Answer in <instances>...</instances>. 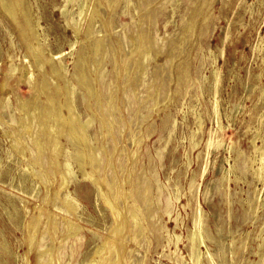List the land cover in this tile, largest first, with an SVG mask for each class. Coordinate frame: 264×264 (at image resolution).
Returning a JSON list of instances; mask_svg holds the SVG:
<instances>
[{
    "label": "rangeland",
    "instance_id": "rangeland-1",
    "mask_svg": "<svg viewBox=\"0 0 264 264\" xmlns=\"http://www.w3.org/2000/svg\"><path fill=\"white\" fill-rule=\"evenodd\" d=\"M22 4L39 53L0 11V264H36L42 252L47 264L104 254L105 264H195L197 223L213 255L203 246L200 264H264V178L254 174L255 145L264 149V0ZM29 64L41 88L21 81ZM78 150L88 172L99 156L95 175L83 177L75 161L67 175L64 159ZM117 189L123 223L105 200ZM115 235L125 250L109 249Z\"/></svg>",
    "mask_w": 264,
    "mask_h": 264
},
{
    "label": "bare ground",
    "instance_id": "bare-ground-1",
    "mask_svg": "<svg viewBox=\"0 0 264 264\" xmlns=\"http://www.w3.org/2000/svg\"><path fill=\"white\" fill-rule=\"evenodd\" d=\"M70 0H67V2H69ZM100 2V1H99ZM63 9V8H62ZM0 11H2V12H4L6 15H8L11 19H13L14 21H16L17 22V25H18V28H19V31H20V33H21V35L26 39V41H27V44H28V50L30 51V52H32V51H34L35 53H39V52H37V50H36V48H33V45H32V39H31V37H33V39H36L38 42H40V39H39V35H38V33L36 32V31H32V33L30 34V30L28 31V27H27V23L25 24L24 23V20L25 21H27L28 20V15H27V13L24 11V9H23V4H22V0H0ZM65 11V10H64ZM81 11V16L83 17L84 15H85V10L84 9H82V10H80ZM21 15H23V19H22V17H21ZM174 25V24H173ZM193 25V24H192ZM90 27V26H89ZM86 31H89V30H87L86 29ZM91 32V31H90ZM75 33H76V35H78V33H79V28H76L75 29ZM87 34V33H86ZM143 35H144V33H141L140 35H139V41H137L138 43H137V45L139 46L140 44H141V41H143ZM259 39V38H258ZM34 42V41H33ZM98 42H100L99 40H98ZM136 44V43H135ZM97 45H99V43L97 44ZM137 45H135V47L137 46ZM73 46V45H72ZM71 46V47H72ZM100 46V45H99ZM98 46V47H99ZM134 46V45H133ZM97 47V46H96ZM140 47H142V46H140ZM99 49V48H98ZM141 50V49H140ZM40 51H42V50H40ZM149 51V50H148ZM43 52V51H42ZM73 53H74V51H73ZM143 53V52H142ZM61 54V53H60ZM59 54V55H60ZM40 55H42L41 53H40ZM39 55V56H40ZM38 56V54H37V58L39 57ZM73 56V55H72ZM119 56V55H118ZM150 56V53L149 52H145L144 54H143V64H142V66H143V68H145V64H144V62L145 61H147L148 60V57ZM35 57V56H34ZM132 57V56H131ZM41 59V58H40ZM116 59V58H115ZM133 59V58H132ZM36 60V59H35ZM60 60H61V58H60ZM174 60V59H173ZM37 61V65L41 68V69H43L44 67H43V61H40L39 60V58L36 60ZM59 61V60H58ZM218 61V60H217ZM61 63H62V61H61ZM26 64V63H25ZM28 64H26V66H27ZM60 67H61V65L59 66L57 63H55V62H53V64L51 65V71H52V73L56 76V77H59V78H64V79H66V70L64 71V70H62V69H60ZM30 68H31V65L29 64V70H26V71H22V76H21V81H24V80H27V81H30L31 79H32V82H36L37 84H38V87L39 88H41L42 87V85L44 84V82L45 81H43V82H39L38 80H36L35 79V77L33 76V71L32 70H30ZM64 68V67H63ZM17 70H19V68L18 67H13L11 70H9L8 72H7V76H8V78L7 79H5L4 81H3V83H2V88H6L7 87V85H8V82H9V78H10V76L14 73V72H16ZM46 72H47V70H45ZM46 72H44V73H46ZM216 75H217V78H219L220 76H219V73H218V71H216ZM74 76L81 82V80H83L85 77H86V74H85V71L84 70H82V69H79V67H78V64H76V72L74 73ZM58 82V81H57ZM35 83V84H36ZM48 83H49V81H48ZM36 84V85H37ZM69 87V86H68ZM74 87V86H73ZM26 88V87H25ZM74 89V88H73ZM74 90H76V89H74ZM64 91H65V89H64ZM65 92H67V91H65ZM52 93V92H51ZM58 93V92H57ZM71 96H73V94H74V92H73V90H71ZM66 94V93H65ZM20 97V96H19ZM69 97V96H68ZM21 98H22V96H21ZM24 98V97H23ZM29 97H27V99H28ZM60 98V97H59ZM57 100V99H56ZM58 102V101H57ZM63 102V101H62ZM27 103H28V101H27ZM59 103V102H58ZM71 103V102H70ZM20 104V103H19ZM57 104V103H56ZM22 105V104H21ZM69 105V104H68ZM92 105V104H91ZM90 105V106H91ZM89 106V105H88ZM70 108V107H69ZM72 108H74V107H72ZM71 108V109H72ZM92 109V108H91ZM22 110V109H21ZM73 110V109H72ZM64 112V111H63ZM73 112V111H72ZM184 112V111H183ZM75 114V113H74ZM38 115V114H37ZM73 115V114H72ZM33 118H35V112H33ZM78 119V118H77ZM51 120V119H50ZM259 120V119H258ZM37 121V120H36ZM93 121V118H89L88 120H87V124H90L91 122ZM42 122H43V120H42ZM51 122H53V121H51ZM74 122H76V121H74ZM104 123V122H103ZM28 124V123H27ZM38 124V123H37ZM43 124V123H42ZM41 125V124H40ZM68 125V124H67ZM105 126V125H104ZM33 127V126H32ZM31 127V128H32ZM84 127V126H83ZM82 127V128H83ZM52 128V127H51ZM35 129V128H34ZM84 129V128H83ZM77 130V129H76ZM78 130H79V128H78ZM70 131V130H69ZM80 131V130H79ZM85 131V130H84ZM52 132V131H51ZM64 133V132H63ZM32 134V133H31ZM38 134H40V133H38ZM235 134V133H234ZM30 135V134H29ZM72 135V134H71ZM83 135V134H82ZM218 135V134H217ZM34 136V135H33ZM68 136V135H67ZM65 137V136H64ZM60 138L61 137H59V139H58V137H57V139L60 141ZM264 138V137H263ZM76 139V138H75ZM36 141V140H35ZM37 142V141H36ZM46 142V141H45ZM90 142V141H89ZM264 143V142H263ZM78 144V143H77ZM229 145V144H228ZM264 146V145H263ZM38 147V146H37ZM24 148V147H23ZM255 151H256V153H259L257 156L258 157H256V166L254 167V174H256L259 178H264V149L262 148V147H260V146H258V145H255ZM86 152V151H85ZM65 153H67V154H69L68 153V151H65ZM39 154V153H38ZM92 154H90V156H91ZM97 155V154H96ZM94 155L93 157H91L92 158V170H90V172H88L85 168H84V164H83V160H81V152H80V150H78V151H76V153L73 155V156H68V158H66L65 157V159H64V163H63V168H64V170H65V172L67 173V175L69 176L71 173H74L73 171H72V169H71V166H72V163H71V161H75L76 163H78V165H79V167H80V169L82 170V174H83V177H87V178H89V176L90 175H95V173H97V171H98V169H99V156L97 155ZM12 156V155H11ZM53 156V155H52ZM239 156H240V154H239ZM51 159V158H50ZM9 161V160H8ZM56 161H57V159H56ZM31 162V161H30ZM33 162V161H32ZM51 163H52V161H51ZM61 164H62V162H61ZM53 167V166H52ZM231 170H232V168H231ZM75 174V173H74ZM60 175V174H59ZM55 176V175H54ZM61 177V176H60ZM50 180V179H49ZM53 180V179H52ZM55 180V179H54ZM264 180V179H263ZM60 181V180H59ZM62 184V183H61ZM60 184V185H61ZM64 184V183H63ZM59 185V186H60ZM117 185V184H116ZM115 185V186H116ZM55 186H56V184H55ZM99 186V185H98ZM22 187V186H21ZM110 189H111V186L109 187ZM100 189H101V187H100ZM116 189V188H115ZM116 192H115V195L113 196V198L110 196V195H108L107 193H106V195H105V200H106V202L108 203V205L111 207V209L113 208V210L115 211L114 212V217H115V220L118 222V223H123V220H125L126 218H124V213L121 211V209H120V205L118 204V202L116 201L117 200V198L118 197H120L121 195H123L124 193H125V190L124 189H117V190H115ZM127 191V190H126ZM105 194V193H104ZM103 194V195H104ZM56 198V197H55ZM54 198V199H55ZM61 198V197H60ZM187 199V198H186ZM64 201H65V203H66V205L73 211V212H78V210H79V204L77 203V200L74 198V197H72L71 195H70V193H66L65 195H64ZM188 202V201H187ZM191 203V202H190ZM37 207V206H36ZM70 210V211H71ZM71 211V212H72ZM201 212H202V210L200 209V214H201ZM58 214V213H57ZM126 214V213H125ZM133 215H134V217H136V216H138L136 213H133ZM62 216V215H61ZM133 217V218H134ZM42 218V217H41ZM73 218H74V216H73ZM55 219V218H54ZM69 220V219H68ZM56 221V220H55ZM64 221H67V220H65L64 219ZM138 221V220H137ZM126 222V221H125ZM35 223H37L36 221H35ZM69 223V222H68ZM70 223H71V221H70ZM72 223H73V221H72ZM71 223V224H72ZM138 223V222H137ZM73 224H76V223H73ZM139 225H141V223H138ZM70 225V224H69ZM55 226V225H54ZM59 226V225H58ZM71 226V225H70ZM69 226V227H70ZM74 226V225H73ZM79 226V225H78ZM31 227V226H30ZM80 227V226H79ZM126 227V226H125ZM176 227V226H175ZM51 228V227H50ZM77 228V227H76ZM83 228V227H82ZM141 230L143 231V228H142V225H141ZM39 229V228H38ZM55 229V228H54ZM53 229V230H54ZM72 229H73V227H72ZM71 229V230H72ZM58 230V229H57ZM76 230H78V229H76ZM80 230V229H79ZM83 230V229H82ZM69 232H71L70 231V229L68 230ZM73 231H75V229L73 230ZM30 232V231H29ZM76 232V231H75ZM32 234V233H31ZM74 234H77V233H74ZM73 234V235H74ZM72 235V236H73ZM176 235V234H175ZM38 236V235H37ZM52 236V235H51ZM64 236V235H63ZM53 237V236H52ZM176 237H177V247L179 248V241L181 240V238H182V236L181 235H176ZM29 238V237H28ZM64 238V237H63ZM63 238H62V240H63ZM67 238H69V233H68V237ZM66 238V239H67ZM190 239H191V242H192V244H193V249L195 250L194 251V253H193V256H192V258H193V260H194V262H195V264H200V262H201V260H202V256H203V254H204V252H203V250H202V248H203V246H205L206 247V253L208 254V256L211 258V259H213V255L210 253V250H209V247H208V245H207V242H206V239H205V236H204V233H203V230H202V228H201V223H197L196 225H195V228L193 229V231H192V233H191V237H190ZM187 240H189L188 239V237H187ZM64 241H65V239H64ZM190 241V240H189ZM54 242H55V240H54ZM106 243H107V245H108V247H109V249H118V250H120V251H122V250H125L126 249V242L124 241V239H121V236L120 237H118V236H107V238H106ZM62 245V244H61ZM33 249H34V247H33ZM39 249V248H38ZM46 250V249H45ZM53 250V249H52ZM51 250V251H52ZM36 251V250H35ZM103 251V250H102ZM113 251V250H112ZM47 252V251H46ZM116 253H117V251H116ZM102 254V253H101ZM189 254V253H188ZM44 255L45 254H43V252L42 253H39L38 254V256H37V258H36V264H47L46 263V260L44 259ZM108 255H109V252H108ZM120 255V254H119ZM27 256V255H26ZM96 256V255H95ZM26 258V257H25ZM50 258V257H49ZM94 258V257H93ZM121 258H122V256H121ZM190 258V257H189ZM111 259V258H110ZM32 260V259H31ZM193 260H192V262H193ZM49 261H50V259H49ZM100 263L99 262H97V263H95V264H105V261H106V254H104V255H101L100 256ZM111 261V260H110ZM203 261V260H202ZM263 261H264V258H263ZM55 262V261H54ZM94 262V261H93ZM187 262V261H186ZM26 263H28V262H26ZM33 263V262H32ZM55 264V263H54ZM94 264V263H93Z\"/></svg>",
    "mask_w": 264,
    "mask_h": 264
}]
</instances>
